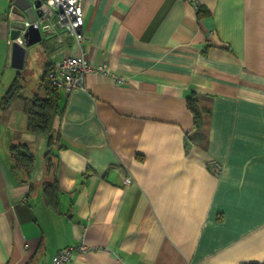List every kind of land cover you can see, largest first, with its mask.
Here are the masks:
<instances>
[{"label": "crops", "instance_id": "crops-1", "mask_svg": "<svg viewBox=\"0 0 264 264\" xmlns=\"http://www.w3.org/2000/svg\"><path fill=\"white\" fill-rule=\"evenodd\" d=\"M11 3L0 0V101L33 57L38 69L0 109V264H50L82 243L67 264H264V0H83L81 48L49 54L41 34L20 71ZM79 54L107 73L57 91L47 149L22 100ZM18 144L29 174L11 168ZM55 182L53 209L43 191Z\"/></svg>", "mask_w": 264, "mask_h": 264}, {"label": "built area", "instance_id": "built-area-1", "mask_svg": "<svg viewBox=\"0 0 264 264\" xmlns=\"http://www.w3.org/2000/svg\"><path fill=\"white\" fill-rule=\"evenodd\" d=\"M34 13V21L29 22L27 16L14 3H11L10 14L20 35L11 41L22 43L27 28L35 26L43 35L42 40H50L55 46H67L74 42L79 48L86 41L83 31L84 14L83 0H28ZM195 3V0H189ZM39 5L35 6V3ZM93 72H106L105 65L93 66L83 57V54L70 55L53 64L49 72V80L54 88L70 93L85 90L87 77ZM119 82H123L119 80ZM128 180H125L127 183ZM89 249L84 243L76 247H66L60 250L50 264H67L74 252L85 253Z\"/></svg>", "mask_w": 264, "mask_h": 264}, {"label": "trees", "instance_id": "trees-1", "mask_svg": "<svg viewBox=\"0 0 264 264\" xmlns=\"http://www.w3.org/2000/svg\"><path fill=\"white\" fill-rule=\"evenodd\" d=\"M13 2V0H12ZM199 12L200 8L197 7ZM51 44V45H50ZM55 45L50 40H43L42 46L49 54L55 49ZM53 64H50L45 68V71L40 79L39 91L29 99H23V111L27 118V131L36 135H47V149H50L53 136L49 134L51 122L58 114V89L51 85L49 80V72L52 71ZM24 76L22 73L17 72L8 90L4 94L0 101V109L7 108L11 102L20 96L21 91L24 88ZM187 107L192 113L195 120V126L199 120V109L197 102L190 96L187 98ZM49 153L45 155L48 157ZM9 159L11 162V168L15 171H23L27 174L32 170L34 165V156L29 151L28 147L24 144L12 145L9 149ZM47 173L51 170L50 161H46ZM59 190L56 182L53 184H45L43 191V198L45 204L50 208H56L58 200Z\"/></svg>", "mask_w": 264, "mask_h": 264}, {"label": "water", "instance_id": "water-1", "mask_svg": "<svg viewBox=\"0 0 264 264\" xmlns=\"http://www.w3.org/2000/svg\"><path fill=\"white\" fill-rule=\"evenodd\" d=\"M15 5L25 13L27 16L29 22L34 21V13L31 9L30 3L26 0H14ZM39 5V2L35 3V6ZM40 31L35 26H30L27 28L26 32L23 35L22 43H19L17 41H13L12 44V53H11V67L17 71H20L23 69L24 66V60L26 56V51L29 46H32L34 44H37L41 41V34H39ZM20 35V32L17 30L13 31V34L11 36L12 39L16 38Z\"/></svg>", "mask_w": 264, "mask_h": 264}, {"label": "rangeland", "instance_id": "rangeland-1", "mask_svg": "<svg viewBox=\"0 0 264 264\" xmlns=\"http://www.w3.org/2000/svg\"><path fill=\"white\" fill-rule=\"evenodd\" d=\"M30 69H31V72L28 74V73H26L25 75H24V77H25V88H27L28 87V89H31V88H33V75H34V73L37 71V69H38V66H37V59H35L34 57L32 58V60H31V67H30ZM24 93V92H23ZM17 101V100H16Z\"/></svg>", "mask_w": 264, "mask_h": 264}]
</instances>
